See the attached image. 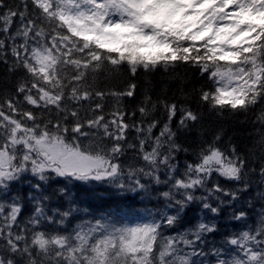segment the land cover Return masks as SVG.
Segmentation results:
<instances>
[{"label": "snow or ice", "instance_id": "snow-or-ice-1", "mask_svg": "<svg viewBox=\"0 0 264 264\" xmlns=\"http://www.w3.org/2000/svg\"><path fill=\"white\" fill-rule=\"evenodd\" d=\"M0 66V264H264V0H0Z\"/></svg>", "mask_w": 264, "mask_h": 264}, {"label": "trees", "instance_id": "trees-1", "mask_svg": "<svg viewBox=\"0 0 264 264\" xmlns=\"http://www.w3.org/2000/svg\"><path fill=\"white\" fill-rule=\"evenodd\" d=\"M183 74L184 73L181 70V75ZM3 76H4L3 66H0V78H2ZM188 76L189 78L192 77L191 71L188 72ZM164 78H165V74H163L162 72H157L152 76V79L154 81H160ZM123 79L125 80V82L132 81V82L137 83L138 91H142V86L144 84V75L142 73L138 74V76L136 77H130L126 75ZM105 83L106 82L102 80L100 83V86L103 87ZM120 86H123V85H120ZM173 92H175V85L169 90V93H168L169 99L173 98ZM176 98L179 99L178 92H176ZM107 107H111L110 100L107 103ZM243 120H244V117L233 118L231 116H226L223 119H218L216 117H210L208 118L207 122H210L213 127H218L222 125L226 129V137L229 135L234 136V138L236 139V142L242 144L246 142L245 141L246 134L252 128V125L250 123L240 122ZM190 159H193V157H190ZM62 183L63 182H61V184ZM16 187L20 188L22 191L27 190L26 185L24 186L17 185ZM69 187L71 188L73 192H76L78 197L84 202V204L89 207V214L87 215L81 214L83 218L85 219H92L94 217L99 218L101 215L104 214L105 210L109 207V205L106 203H100L99 201H93L90 198L83 195L85 192H87L90 186L70 185ZM126 212H127V216L124 222L130 223V224L141 222V217H143L144 215L143 209L141 206H137L136 208L131 209V210L126 209ZM196 219H198V217H196L195 214L193 213L191 222L188 226L189 227L193 226L196 222ZM232 230H238V227L233 228Z\"/></svg>", "mask_w": 264, "mask_h": 264}, {"label": "rangeland", "instance_id": "rangeland-1", "mask_svg": "<svg viewBox=\"0 0 264 264\" xmlns=\"http://www.w3.org/2000/svg\"><path fill=\"white\" fill-rule=\"evenodd\" d=\"M228 9H226V11H227Z\"/></svg>", "mask_w": 264, "mask_h": 264}]
</instances>
